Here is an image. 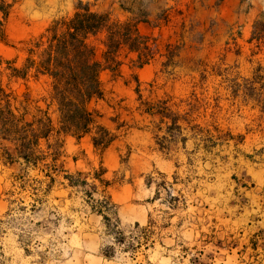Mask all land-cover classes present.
I'll list each match as a JSON object with an SVG mask.
<instances>
[{
	"label": "rangeland",
	"instance_id": "rangeland-1",
	"mask_svg": "<svg viewBox=\"0 0 264 264\" xmlns=\"http://www.w3.org/2000/svg\"><path fill=\"white\" fill-rule=\"evenodd\" d=\"M78 1L90 3L93 11L110 12L112 18H125L118 11V0H21L3 21L6 43H0V57L20 65L24 43L53 20L71 16ZM135 2V7L148 12L151 23L162 11L169 14L167 25L140 24L141 34L181 43L184 23L185 30L199 31L203 38L198 42L185 33L180 68L170 75L160 72L158 58L141 69H132L126 61L118 73L100 72L103 99L92 101L90 109L110 129L114 117L130 127L111 147L99 152L87 137L79 141L61 137L69 173L92 175L100 166L106 170L104 178L111 186L106 193L97 187L93 198L111 196L118 229L108 231L101 217L90 212L80 191L59 185L37 213L13 210L5 217L9 201H16L11 209L19 201L29 209L32 199L14 182L18 169L0 164V253L6 264H264V107L245 102L241 93L232 98L220 77L210 76L200 84L198 72H193L201 63L226 70L229 78L249 79L257 65L264 71V45L258 49L247 42L254 21L260 14L264 17V0ZM103 38L98 34L90 39L98 60ZM134 75L141 89L154 81L159 95L165 92L176 102L194 93L206 103L198 122L214 121L223 132L243 136V143L230 142L205 152L203 144L189 139L185 150L172 144L167 154L161 153L151 119L134 110ZM0 80L18 96L27 88L35 99L45 96L49 88L45 78L9 81L2 75ZM252 97L264 99V91ZM29 177L42 179L36 171H30Z\"/></svg>",
	"mask_w": 264,
	"mask_h": 264
},
{
	"label": "trees",
	"instance_id": "trees-1",
	"mask_svg": "<svg viewBox=\"0 0 264 264\" xmlns=\"http://www.w3.org/2000/svg\"><path fill=\"white\" fill-rule=\"evenodd\" d=\"M20 1L0 0L3 19L0 21V43H6L3 21L11 8ZM116 3L119 5L118 11L125 15L124 19L112 18L110 12L93 11L90 3L78 1L71 16L53 20L40 34L24 43L25 56L20 65L0 57V77L5 75L9 81L45 78L49 82L46 95L35 99L27 88L18 96L8 84L0 80V164L18 169L14 182L19 184L21 191H28L32 199L29 209L20 206L23 201L11 209L10 206L16 201H9L5 217L13 210L37 213L53 187L59 185L71 191H80L90 212L101 217L108 231L116 233L119 219L111 196L107 194L102 199L93 198L97 187H102L101 192L106 193V189L111 186L104 178L106 170L100 166L93 169L92 175L81 171L69 173L64 167L61 137L71 136L77 141L87 137L93 149L99 152L111 147L118 141L121 132H126L130 127L114 117L110 119L113 124L110 129L100 124L97 121L99 114L90 109L92 101L103 99L100 72L108 70L118 73L126 61L132 69H141L158 58L161 60L160 72L170 75L180 68L178 59L184 47L185 33L198 42L203 38L199 31L191 28L185 30L184 23L181 24L179 35L181 43L161 42L158 37L143 35L139 25L146 23L152 28L167 25V11L156 15V23H151L148 12L135 7V0H118ZM98 34L104 36L99 60L96 58L95 46L90 42ZM247 42L255 44L258 49L264 45L263 15L260 14L254 21ZM194 71L199 74L200 84L210 76L220 77L232 98H237L241 93L245 102L251 100L264 107V99L252 97L254 92L258 95L264 91V71L260 65L252 71L249 79L238 76L229 78L230 74L216 65L208 68L201 63ZM133 80L136 85L134 110L138 115L151 119L152 134L157 150L161 153L167 154L172 144L185 150L189 139L203 144L205 152H212L214 148L230 142L234 146L243 143V136L233 135L229 130L223 132L214 121L198 122L200 109H204L206 103L194 93L176 102L172 95L165 92L159 95L160 88L154 81L147 83L146 89H141L136 75ZM30 171H36L42 179L30 178ZM89 177L91 184L87 182ZM156 196H160L159 185ZM169 199L173 202L176 200L170 196ZM104 256L109 258L110 254ZM0 264H6L2 253Z\"/></svg>",
	"mask_w": 264,
	"mask_h": 264
}]
</instances>
